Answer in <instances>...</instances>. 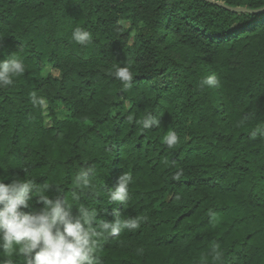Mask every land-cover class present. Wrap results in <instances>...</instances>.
<instances>
[{
	"label": "trees",
	"instance_id": "trees-1",
	"mask_svg": "<svg viewBox=\"0 0 264 264\" xmlns=\"http://www.w3.org/2000/svg\"><path fill=\"white\" fill-rule=\"evenodd\" d=\"M76 28L91 40L73 41ZM10 57L25 71L0 88V176L70 203L75 190L98 221L137 219L99 240V264H264V0H0ZM117 66L133 72L130 88L108 75ZM213 74L218 86H201ZM149 113L160 125L144 130ZM123 173L128 201L107 203ZM41 207L33 197L21 211Z\"/></svg>",
	"mask_w": 264,
	"mask_h": 264
},
{
	"label": "clouds",
	"instance_id": "clouds-1",
	"mask_svg": "<svg viewBox=\"0 0 264 264\" xmlns=\"http://www.w3.org/2000/svg\"><path fill=\"white\" fill-rule=\"evenodd\" d=\"M72 39L84 45L91 40L89 32L76 28ZM24 63L14 57L0 59V88L11 85L13 78L23 74ZM108 75L121 81L125 88L132 86L133 72L127 66H117ZM201 86H218V78L213 74L201 80ZM34 103L35 98H33ZM133 117H129L132 120ZM142 129L147 130L160 125V120L151 113L138 121ZM161 142L169 149L174 148L179 137L175 130L169 129ZM182 170L172 179L179 180ZM91 167L82 168L76 175L78 186L88 187L95 177ZM130 174L123 173L118 183L106 192L107 203L125 204L129 199ZM36 184L33 179H13L4 183L0 176V264H15L14 258H22L23 264H99L96 255L100 247L99 240L115 237L122 230L138 229L140 224L135 218L128 217L113 221L97 219L94 208L86 207L77 191L72 193L70 203L58 189L49 195V186H43V194L34 195ZM36 197L43 207L24 213L21 208L31 207ZM75 206L78 214L73 215ZM95 222V226H94ZM219 259V255L215 257Z\"/></svg>",
	"mask_w": 264,
	"mask_h": 264
},
{
	"label": "rangeland",
	"instance_id": "rangeland-1",
	"mask_svg": "<svg viewBox=\"0 0 264 264\" xmlns=\"http://www.w3.org/2000/svg\"><path fill=\"white\" fill-rule=\"evenodd\" d=\"M122 27L124 29H128L129 28V25L128 24H123ZM50 71V66L48 65H45L42 70H41V74L43 77L47 76V74L49 73ZM43 107H44V112H43V116H44V124L45 126H49L51 124V118L48 114V111H47V104L45 103V101L43 100ZM55 116L56 118L58 119H66L68 118L69 116V112L61 105H59L57 107V109L55 110Z\"/></svg>",
	"mask_w": 264,
	"mask_h": 264
},
{
	"label": "water",
	"instance_id": "water-1",
	"mask_svg": "<svg viewBox=\"0 0 264 264\" xmlns=\"http://www.w3.org/2000/svg\"><path fill=\"white\" fill-rule=\"evenodd\" d=\"M208 1H212V0H208ZM219 5H222V4H220V3H218ZM226 8H228L229 10H231V11H244V9H240V8H229V7H226Z\"/></svg>",
	"mask_w": 264,
	"mask_h": 264
}]
</instances>
